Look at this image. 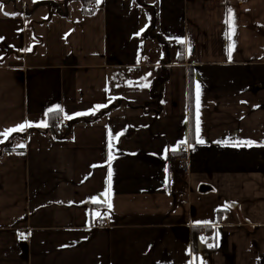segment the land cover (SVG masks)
Returning <instances> with one entry per match:
<instances>
[{"label": "crops", "instance_id": "obj_1", "mask_svg": "<svg viewBox=\"0 0 264 264\" xmlns=\"http://www.w3.org/2000/svg\"><path fill=\"white\" fill-rule=\"evenodd\" d=\"M90 4L0 0V264H264V0Z\"/></svg>", "mask_w": 264, "mask_h": 264}, {"label": "built area", "instance_id": "obj_2", "mask_svg": "<svg viewBox=\"0 0 264 264\" xmlns=\"http://www.w3.org/2000/svg\"><path fill=\"white\" fill-rule=\"evenodd\" d=\"M93 7L94 6L91 4L88 5L89 9H92ZM137 61L140 62L141 57H138ZM69 128H70V122L68 120L63 119L62 117L54 118L52 122V129H53L54 135H56L57 137H62L69 130ZM179 152L180 154L178 155L175 161L176 168L183 175H187L188 174V156H187L185 147L181 146L179 148ZM103 220L105 221L106 219H103ZM200 235H202V238H204L203 232Z\"/></svg>", "mask_w": 264, "mask_h": 264}, {"label": "snow or ice", "instance_id": "obj_3", "mask_svg": "<svg viewBox=\"0 0 264 264\" xmlns=\"http://www.w3.org/2000/svg\"><path fill=\"white\" fill-rule=\"evenodd\" d=\"M6 15H17V14H15V13H12V14H9V13H5ZM229 14H230V17H231V10H229ZM197 87H199V85H197ZM98 107H104V106H98ZM49 111H52V110H49ZM60 111H62V109L60 110ZM77 115H83V113H78ZM66 118H68V119H71L72 117H70V116H68V117H66ZM25 124H21V125H19V126H17V128H13V129H7V130H5V132L4 133H0V135H8V134H10L11 132H15V131H17V130H23L24 128H25ZM27 126H33V125H31V123H28L27 124ZM37 126H40V125H37ZM42 126H47L46 125V123L45 122H42ZM199 131V120H198V113H197V132ZM117 138H118V136H117ZM199 142H203V141H199ZM249 143V145H251L252 143H254V142H248ZM111 175H112V173H111V170L109 171V174H108V180H109V187L111 186L110 185V182H111Z\"/></svg>", "mask_w": 264, "mask_h": 264}, {"label": "trees", "instance_id": "obj_4", "mask_svg": "<svg viewBox=\"0 0 264 264\" xmlns=\"http://www.w3.org/2000/svg\"><path fill=\"white\" fill-rule=\"evenodd\" d=\"M81 1V7H82V11L84 12V13H89V12H91V10L90 9H87V5L88 4H90V3H92V2H94V0H80ZM54 120V119H53ZM53 120H52V122H53ZM191 125V124H190ZM7 150H16V149H11V148H7ZM196 235V234H195ZM195 244L196 243V239L195 240H193V242H192V244Z\"/></svg>", "mask_w": 264, "mask_h": 264}]
</instances>
